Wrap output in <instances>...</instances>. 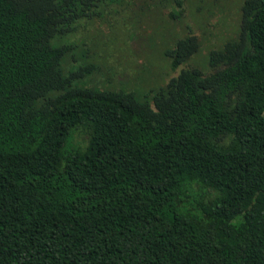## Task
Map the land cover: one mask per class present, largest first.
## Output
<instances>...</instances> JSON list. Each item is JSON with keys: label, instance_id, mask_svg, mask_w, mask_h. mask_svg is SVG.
Wrapping results in <instances>:
<instances>
[{"label": "trees", "instance_id": "obj_1", "mask_svg": "<svg viewBox=\"0 0 264 264\" xmlns=\"http://www.w3.org/2000/svg\"><path fill=\"white\" fill-rule=\"evenodd\" d=\"M106 1L0 0V264H264V0L142 93L66 66Z\"/></svg>", "mask_w": 264, "mask_h": 264}, {"label": "rangeland", "instance_id": "obj_2", "mask_svg": "<svg viewBox=\"0 0 264 264\" xmlns=\"http://www.w3.org/2000/svg\"><path fill=\"white\" fill-rule=\"evenodd\" d=\"M241 2L181 0L177 6L175 0H107L99 14L82 19L68 36L74 45L71 55L78 60L69 58L66 66L84 58L92 61L98 68L90 82L100 87L141 93L156 88L178 73L164 52L185 34L195 35L201 44L191 64L208 67L207 52L235 34ZM86 136L84 128L75 134L81 145Z\"/></svg>", "mask_w": 264, "mask_h": 264}]
</instances>
